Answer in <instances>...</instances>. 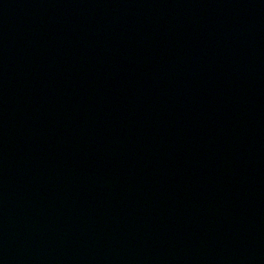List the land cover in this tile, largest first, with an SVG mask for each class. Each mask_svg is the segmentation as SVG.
Instances as JSON below:
<instances>
[{
    "label": "water",
    "instance_id": "water-1",
    "mask_svg": "<svg viewBox=\"0 0 264 264\" xmlns=\"http://www.w3.org/2000/svg\"><path fill=\"white\" fill-rule=\"evenodd\" d=\"M0 264H264V0H0Z\"/></svg>",
    "mask_w": 264,
    "mask_h": 264
}]
</instances>
